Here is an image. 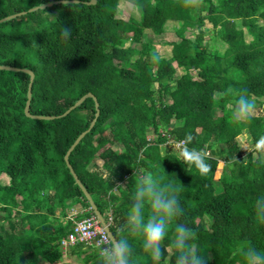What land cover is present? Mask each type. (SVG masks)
I'll list each match as a JSON object with an SVG mask.
<instances>
[{
	"label": "trees",
	"instance_id": "obj_1",
	"mask_svg": "<svg viewBox=\"0 0 264 264\" xmlns=\"http://www.w3.org/2000/svg\"><path fill=\"white\" fill-rule=\"evenodd\" d=\"M55 1L0 0V18ZM86 1L0 22V65L35 72L34 114L61 115L88 92L97 96L100 115L70 162L114 234L128 237L133 264H153L143 237L122 231L135 184L146 173L181 188L184 215L173 223L197 231L195 243L209 264H245L243 247L264 251L255 207L264 195V158L254 147L264 135V0H131L128 15L119 10L128 0ZM64 27L70 39L61 37ZM167 31L179 45L162 55L153 36ZM30 78L0 69V264H56L66 255L102 264L99 247L60 243L76 221L94 215L65 155L96 117L95 100L88 97L63 117L31 118L25 113ZM228 88L246 90L262 113L234 121ZM151 127L157 137H148ZM187 132L195 137L189 147L208 153L213 170L206 177L187 170L179 151L161 152ZM243 134L254 147L248 152L241 150ZM97 159L104 169L91 168ZM171 235L161 264H175Z\"/></svg>",
	"mask_w": 264,
	"mask_h": 264
},
{
	"label": "clouds",
	"instance_id": "obj_2",
	"mask_svg": "<svg viewBox=\"0 0 264 264\" xmlns=\"http://www.w3.org/2000/svg\"><path fill=\"white\" fill-rule=\"evenodd\" d=\"M191 2L194 0H186V3ZM60 35L65 40L70 39L72 30L64 27L61 29ZM152 58L158 60L159 56L154 53ZM225 94L235 97L232 107L233 120L250 122L256 105L247 91L234 92L233 89L228 88L225 90ZM194 139V135L187 132L184 139L177 142L176 147L180 149V163L187 170L195 168L202 177H206L213 170L208 162V153L189 147ZM254 147L257 151L264 152V135L259 137ZM241 150L249 151L246 146H242ZM180 192L181 188L172 180L165 181L163 177L152 173L140 176L135 184L132 205L127 223L122 231L143 237V249L150 256L153 264H161L164 260L168 251L165 240L169 237L170 232L172 233L171 247L176 253L175 264H209L206 252L200 251L195 243L197 231L184 223H173L184 215ZM146 207L151 209V214L147 217L145 215ZM255 207L258 221L264 223V195L257 197ZM241 252L245 264H264V251L248 245L243 247ZM99 254L102 264H133V248L128 237L124 235L117 237L109 232L101 240Z\"/></svg>",
	"mask_w": 264,
	"mask_h": 264
},
{
	"label": "water",
	"instance_id": "obj_3",
	"mask_svg": "<svg viewBox=\"0 0 264 264\" xmlns=\"http://www.w3.org/2000/svg\"><path fill=\"white\" fill-rule=\"evenodd\" d=\"M60 2H80V0H57L55 2H50L48 4H42V5H39V6H34V7L29 8L28 10L21 11V12H18V13H14V14L8 15L6 17L0 18V22H3L5 20L11 19V18L19 16V15L26 14V13L31 12V11H35V10H38V9H41V8H45L47 6H51L54 3H60ZM96 2H97V0L86 1V3H88V4H95ZM0 69L15 70V71H20L21 70V71H24V72H27V73L30 74L31 78H30L28 95H27L28 96L27 103H26V106H25V113L27 114V116H29L31 118H34V119H55V118H58V117H63L65 115H67L68 113H70L75 108H77L88 97H93L94 98L95 103H96V117L93 119L90 127L88 129H86L85 131H83L78 136V138L73 143V145L69 148L68 152L65 155V160H66V163H67L68 167L70 168L71 173L73 174V176H74V178L76 180V183L80 186V188L84 192L85 196L87 197V199H88V201L90 203L91 209H93L94 215L98 218L100 223L104 226V228L106 229L107 233L111 232L112 234H114L113 230L111 229L110 223L106 219L104 213L100 210L99 206L97 205L95 199L92 196V193L88 190V188L82 182V180L80 179L79 175L75 171L72 163L70 162V155H71L72 151L81 142V140L86 136V134L89 133L90 130L94 127V125H95V123L97 121V118L100 115V103L98 101L97 96L93 92H88L87 94L82 96L74 105H72L66 112H64L61 115L34 114V113L31 112V99H32V94H33L32 87H33V82L35 80V72L33 70L29 69V68H21V67H16V66H12V65H0Z\"/></svg>",
	"mask_w": 264,
	"mask_h": 264
},
{
	"label": "rangeland",
	"instance_id": "obj_4",
	"mask_svg": "<svg viewBox=\"0 0 264 264\" xmlns=\"http://www.w3.org/2000/svg\"><path fill=\"white\" fill-rule=\"evenodd\" d=\"M132 1L131 0H128V1H121L120 2V6H119V10H121V12H123L124 14L128 15L131 13V8H132ZM118 16V15H117ZM209 27H212L211 24H208ZM188 34L190 35H193L192 32H189L187 31ZM208 36V35H207ZM154 37V40H155V46H156V49L159 50L161 52L162 55H169L170 52H172L173 50H177L178 48V41L180 40L179 36L174 32V31H170V32H165V33H162L160 35H157V36H153ZM209 38V37H207ZM174 64H176L175 61H173ZM177 66V65H175ZM188 72V70H187ZM184 73V71L178 66L177 67V75H182ZM195 71L191 72V74L195 75ZM158 86V85H156ZM260 113H262L258 108L255 107V111H254V115H259ZM169 129V127L167 128ZM161 131H164V128L162 127ZM158 136V133H156L153 128L151 127L150 128V131H149V134H148V137L149 138H154V137H157ZM249 137L246 136V134H243L242 136L239 137L240 139V142L242 144V146H246L249 151L254 149V147L252 146V142L249 141L248 139ZM115 147H121L119 144L115 145ZM161 152L162 154H165V153H169V152H177L179 151V154H180V149H178L176 147V141H174L173 139L170 138V140L168 142H166L165 144L161 145ZM246 152V151H245ZM260 155H262V157L264 158V152H260ZM98 160V159H97ZM103 165V160H99V162L95 165H91V168H94L95 166H98L100 167V169H104L102 167ZM223 167H224V162L223 161H220L219 164H218V167H217V172H216V177L219 178L220 174L223 172ZM121 194H123V190L121 191ZM78 209L80 208V205H77ZM76 215V212L74 214V216ZM39 264H52V263H49L47 261H44V260H40L39 261ZM56 264H83V262L81 261H78L76 259L75 256H68L66 255L64 257V260L60 263H56Z\"/></svg>",
	"mask_w": 264,
	"mask_h": 264
},
{
	"label": "built area",
	"instance_id": "obj_5",
	"mask_svg": "<svg viewBox=\"0 0 264 264\" xmlns=\"http://www.w3.org/2000/svg\"><path fill=\"white\" fill-rule=\"evenodd\" d=\"M163 135H166V132H163ZM167 136L170 137L169 134ZM177 142L178 141H176V144ZM107 234L108 233L106 229L101 225L98 218L95 215H92L82 220L76 221L69 236L62 239L60 243L64 248L77 243H86L88 245H94L100 248L101 240Z\"/></svg>",
	"mask_w": 264,
	"mask_h": 264
},
{
	"label": "crops",
	"instance_id": "obj_6",
	"mask_svg": "<svg viewBox=\"0 0 264 264\" xmlns=\"http://www.w3.org/2000/svg\"><path fill=\"white\" fill-rule=\"evenodd\" d=\"M99 160L101 161V159H98V160L96 161V163H98V162H99Z\"/></svg>",
	"mask_w": 264,
	"mask_h": 264
}]
</instances>
